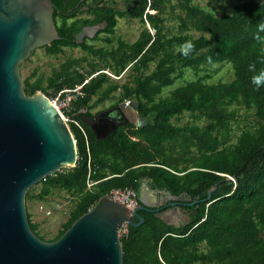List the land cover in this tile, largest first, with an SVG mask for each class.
I'll return each mask as SVG.
<instances>
[{"label":"trees","instance_id":"16d2710c","mask_svg":"<svg viewBox=\"0 0 264 264\" xmlns=\"http://www.w3.org/2000/svg\"><path fill=\"white\" fill-rule=\"evenodd\" d=\"M52 1L60 38L41 48L48 55L66 47L83 54L65 56L47 75H25V91L51 96L48 90L89 80L72 104L81 129L69 123L76 166L40 179L36 194L27 190L30 229L54 241L101 196L116 188L138 192L145 179L174 195L185 191L196 202L181 203L189 216L179 226L139 210L143 222L127 225V235L120 236L123 264H264V86L252 83L264 71V30L258 27L264 0H240L221 16L194 0H124L122 8L83 0L85 16L73 7L79 0ZM120 18L140 22L134 40L113 38ZM86 25H102L93 40L103 44L75 40ZM186 42L195 46L187 57L179 51ZM219 63H230L231 80H209L210 67ZM186 70L195 77L185 78ZM126 99L141 126L121 124L99 139L81 120L80 110L93 115L91 109L105 100H112L110 108ZM56 190L70 194L68 217L46 239L38 235L27 200H45Z\"/></svg>","mask_w":264,"mask_h":264},{"label":"water","instance_id":"95a60500","mask_svg":"<svg viewBox=\"0 0 264 264\" xmlns=\"http://www.w3.org/2000/svg\"><path fill=\"white\" fill-rule=\"evenodd\" d=\"M54 7L52 0H0V264H123L119 229L124 223L140 225L144 219L139 210L156 206L146 198L151 189L145 183L133 210L105 194L54 241L41 239L29 226L27 190L62 168L75 167L77 160L68 123L46 93L34 89L26 93L20 73L32 50L60 38ZM100 26H83L75 40L93 37ZM125 108L136 118L131 119ZM86 111L80 110L81 120L99 139L121 124H143L137 111L124 102L93 115ZM216 186L208 189L206 199ZM166 198L167 208L154 214L179 226L181 203L192 205L196 200L185 191L180 195L167 191Z\"/></svg>","mask_w":264,"mask_h":264},{"label":"rangeland","instance_id":"374dc122","mask_svg":"<svg viewBox=\"0 0 264 264\" xmlns=\"http://www.w3.org/2000/svg\"><path fill=\"white\" fill-rule=\"evenodd\" d=\"M106 2L113 5L115 8H122L125 5L124 0H105ZM240 0H194L195 3L201 5L207 10L212 11L215 15L221 16L225 13H230L233 10V7ZM86 9V8H85ZM84 8L77 11L78 16H85L86 13L83 11ZM73 18H68L70 22ZM174 22H168L166 24H173ZM101 28L98 27L97 30ZM96 30V32H97ZM141 30V24L138 20L130 21L126 18H120L117 22L116 32L113 38L117 35L121 36L124 39L132 41L136 38L138 33ZM95 32V33H96ZM87 38V39H86ZM91 39V40H90ZM89 40L90 42L96 43V45L103 44V41H94L93 37H85L82 41ZM32 52V51H31ZM72 55H81L83 51L81 48H69L66 47L64 53H59L57 55H48L44 52V49L37 47L32 53L21 63L23 65L20 73L22 77L29 75L33 70H37L42 74H49L53 67H57L60 62L63 61L65 56ZM211 78L210 81H229L233 78V69L230 66V63H219L214 64L211 67ZM185 78L190 79L194 78L192 70L184 71ZM122 81V80H120ZM182 80L179 79L176 81V85L181 84ZM95 98V97H94ZM112 100H105L102 103H99L91 111L103 110L107 108ZM95 114V113H94ZM183 121L187 120L188 117L184 114ZM243 125V123H240ZM239 125V127H241ZM236 127V126H235ZM238 133V130L236 131ZM40 185L35 184L30 188L32 194H36L39 191ZM70 194L67 191H58L50 194L45 200H40L35 197H31L27 200V208L31 214V220L38 224V235H44L46 239L53 237L57 230L61 228L62 223L68 217V211L70 207ZM189 216V214H188Z\"/></svg>","mask_w":264,"mask_h":264},{"label":"built area","instance_id":"2783aa9c","mask_svg":"<svg viewBox=\"0 0 264 264\" xmlns=\"http://www.w3.org/2000/svg\"><path fill=\"white\" fill-rule=\"evenodd\" d=\"M105 71V70H102ZM107 74H112L108 71H105ZM94 75V74H92ZM89 80V77L85 78L82 83L75 85L72 88H63L60 91H57L56 93H53L51 96H49L52 103L56 106L60 116L66 121L69 125V123H74L77 125L80 129L81 126L79 124V121L76 118H73L71 116V111L73 110V102L79 97L83 95L82 86L84 83H86ZM124 105H129V100L126 99L123 101ZM131 138H135L134 136H131ZM91 183H88L90 185ZM109 195L114 197L115 199L122 202L126 207H128L130 210H133L138 205V196L137 192L129 187L126 188H116L113 189ZM119 236H126L127 235V224H122L121 228L119 229Z\"/></svg>","mask_w":264,"mask_h":264},{"label":"flooded vegetation","instance_id":"af4514ba","mask_svg":"<svg viewBox=\"0 0 264 264\" xmlns=\"http://www.w3.org/2000/svg\"><path fill=\"white\" fill-rule=\"evenodd\" d=\"M75 9L77 10H80L82 8H87V6L83 3V0H79L77 3L74 4L73 6ZM70 9V8H69ZM92 114L96 113L97 111H91ZM145 184H147V186L151 189V194L149 193L148 195V202L150 204H153L156 202V206L155 207H152V208H148V210L150 211H153L155 213L156 209H166L167 207L165 206L167 203H168V199L166 198V195H167V190H162V189H157V188H152L148 185L147 183V180L144 182ZM143 183V184H144ZM151 195H154L155 196V199H152L151 198ZM180 211L182 212L181 214H183V211L187 212L185 209H184V206L183 205H180ZM182 223H180L181 225Z\"/></svg>","mask_w":264,"mask_h":264},{"label":"clouds","instance_id":"9594fccd","mask_svg":"<svg viewBox=\"0 0 264 264\" xmlns=\"http://www.w3.org/2000/svg\"><path fill=\"white\" fill-rule=\"evenodd\" d=\"M258 27L261 30H264V24H260ZM194 47L195 46L191 42H186L185 44L179 46V51H181L183 55L187 57L194 50ZM252 70H254V67ZM252 83L257 86V89H259L261 86H264V71H261L257 75L253 76ZM110 118L112 117L110 116Z\"/></svg>","mask_w":264,"mask_h":264},{"label":"crops","instance_id":"0c3cea01","mask_svg":"<svg viewBox=\"0 0 264 264\" xmlns=\"http://www.w3.org/2000/svg\"><path fill=\"white\" fill-rule=\"evenodd\" d=\"M107 108H109V107H107ZM107 108H104V109H107ZM104 109H103V110H104ZM125 110H126V112L129 114V116H130L131 119H135V118H136V115H135L134 113L130 112V111H129L128 109H126V108H125ZM99 111H100V110H99ZM137 117H139L138 114H137ZM139 118H140V117H139ZM134 125H135V124H134ZM136 126H137V125H136ZM145 181H146V180L144 179L143 182H142L141 184H143ZM149 193L151 194V192H149ZM149 193H147V197H146V198H148ZM151 198H152V199H155V196H154V195H151ZM181 213H182V212H181ZM187 221H188V213L185 212V211H183V214H182V216L180 217L178 223L180 224V223H182V222H187Z\"/></svg>","mask_w":264,"mask_h":264}]
</instances>
